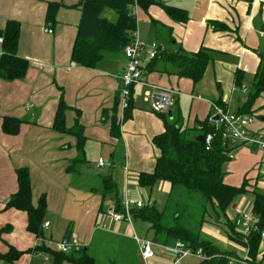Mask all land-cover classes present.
Segmentation results:
<instances>
[{
  "label": "crops",
  "instance_id": "obj_1",
  "mask_svg": "<svg viewBox=\"0 0 264 264\" xmlns=\"http://www.w3.org/2000/svg\"><path fill=\"white\" fill-rule=\"evenodd\" d=\"M79 1L0 0V29L8 21L19 23L17 56L28 62L23 79L10 82L0 79V231L7 229L0 235V254L7 253L9 247L25 252L14 264H34L33 258L39 252H31V249L42 245L54 251L55 243L69 233L77 236L82 247H87L97 229L136 248L131 238L133 234L139 236L141 226L135 229L133 224L110 221L114 201L102 192L101 179H112L117 196L119 189L123 196L126 188L136 197L129 189L131 178L127 172H133L136 182L139 174L153 172L159 151L152 140L162 134L165 127L163 119L149 109L145 96L148 85L175 90L176 103L166 115L167 120L178 121L182 128L194 129L199 122L211 123L212 103H220L229 112L236 113L246 101L250 92L248 85L253 84L264 59V40L259 35L264 31V0H152L154 3L147 9L138 8L134 17L141 37L147 42L156 41L165 51H180L184 55L204 51L211 60L201 81L194 84L178 77L172 65L161 60L152 64L143 53L142 82L131 88L129 116L123 120L124 111L118 102L119 78L126 64L122 52L119 56L105 55L94 68L71 61L81 20L80 9L74 8ZM49 3L61 5L53 22L46 21ZM164 7L183 11L187 20L176 21ZM102 18L115 22L117 15L106 9ZM163 37L169 41V46L160 41ZM237 71L242 75L239 86L235 83ZM60 101L67 107L65 127L70 129L78 121L83 129L86 163L78 168V173L67 171L78 155L77 139L53 128ZM113 115L120 124L119 137L110 134ZM247 116L257 118L251 128L264 133V94L255 101L252 113ZM4 118L20 121L15 134L3 132ZM236 152H239L235 159L238 158L242 180L238 186L230 184L229 177L223 182L240 187L246 181L247 193L237 198H241L239 203L236 199L234 208L231 206L232 218L228 217L229 211L226 212L227 219L233 223L237 217L235 209L241 210L247 194L252 191L264 194V171L259 172L257 168L258 152L246 147ZM99 160L103 161L101 167L97 166ZM233 160L234 157L229 161ZM18 169L28 171L32 206L43 208L41 238L28 232L25 212L6 208L18 190ZM82 181L94 184L83 186ZM98 185L101 188H96ZM156 188H161L165 195L170 191L166 182H159L150 190ZM45 223L48 227H44ZM235 231L240 234L236 226ZM262 245L264 238L257 257L259 264H264ZM243 249L242 257L247 258V250ZM160 252L156 251L153 264L168 263L159 260ZM238 257L236 255V260L242 261ZM0 264L7 263L0 260Z\"/></svg>",
  "mask_w": 264,
  "mask_h": 264
},
{
  "label": "trees",
  "instance_id": "obj_2",
  "mask_svg": "<svg viewBox=\"0 0 264 264\" xmlns=\"http://www.w3.org/2000/svg\"><path fill=\"white\" fill-rule=\"evenodd\" d=\"M251 2V0H246ZM138 8L147 9L153 4L152 0H135ZM134 0H81L74 6L81 11V20L75 39L71 61L85 68H94L98 62L110 54L119 56L123 47L129 42L130 34L135 29V19L131 15ZM61 7L57 3H49L46 21L53 22L56 11ZM112 10L117 15L115 22L102 18V13ZM171 18L178 22H185L187 16L183 11L172 7H164ZM19 23L8 21L0 29L2 38L0 55V79L6 82L21 80L26 75L28 62L17 56L19 39ZM170 36V34L168 35ZM169 38V37H168ZM171 41V39H170ZM168 63L177 69V75L197 84L203 78L205 70L210 63V57L204 51L196 54L184 55L180 51H164L151 60ZM242 75L235 73V83L241 84ZM131 91V90H130ZM264 94V59L255 76L254 82L247 95L246 101L239 107L236 114L249 115L255 101ZM119 102V101H118ZM226 109L222 104L216 103ZM117 103L113 111L115 112ZM129 106L124 110L123 120L129 116ZM67 109L60 101L55 114L53 128L57 132L72 135L77 139L78 155L70 162L68 172L78 173V168L85 164L83 156V129L76 121L70 129L65 127L64 112ZM164 122V132L153 138L152 142L159 151L152 173L138 175L137 183L141 188L152 189L159 182L170 185V191L161 210L153 205H145L140 209H133V218L149 225L152 232L151 240L162 246H171L180 241L193 251H201L205 260L197 264H229L230 259L236 260L235 253L223 252L209 241L200 239V230L207 215L214 216L215 221L223 217V224L229 232L228 239L247 250V264H259L257 257L261 244L260 234L264 232V194L252 191V215L256 220L257 230L243 236L235 231V224L226 217L236 199L247 193V182L243 181L240 187L226 185L223 182V165L226 162V147L222 143L221 133L214 124L208 121L198 123L194 129L182 128L178 121L168 122L166 115H159ZM20 121L4 118L2 130L6 134H15ZM120 124L113 115L110 123L112 137L120 136ZM211 134L213 140L206 149L204 141L197 138ZM18 190L6 204V208L21 210L27 214V230L41 238L40 226L43 221V208H34L31 203V188L28 171H16ZM102 192L105 195L115 193V210L120 211L121 199L116 194V186L110 177H102ZM199 211L198 212L196 211ZM7 229H2L1 233ZM47 253L53 256L54 264H95V258L89 254L87 247L78 252L62 254L52 251L44 246L31 249V252ZM25 252L9 247L7 253L0 254V260L7 264H14Z\"/></svg>",
  "mask_w": 264,
  "mask_h": 264
},
{
  "label": "built area",
  "instance_id": "obj_3",
  "mask_svg": "<svg viewBox=\"0 0 264 264\" xmlns=\"http://www.w3.org/2000/svg\"><path fill=\"white\" fill-rule=\"evenodd\" d=\"M137 10L138 6L134 0V6L131 11L133 17H136ZM259 35L264 40V31L260 32ZM1 43L2 38L0 37ZM164 51V47L156 41H145L136 28L131 32L129 42L122 49V54L126 59L124 72L119 78L118 101L122 111L129 106L131 88L142 82L141 55L144 53L147 59L151 61ZM241 89L245 91L244 86H241ZM176 94V91L173 89H166L150 84L145 96L152 113L167 115L175 106ZM209 121L221 133L222 143H224L227 149L225 152L227 158L233 159L232 152L240 147L256 150L259 154V169L264 171V133L254 131L251 128L255 121L254 117L232 113L218 104L212 103ZM212 140L213 136L211 134L203 137L206 149L210 147ZM97 166H103V161L99 160ZM144 206L145 204L141 200L130 196L125 188L120 201V211L118 212L113 208L109 212V217L114 223H126L132 226V210L140 209ZM235 213L237 217L234 219V223L236 227H240V231L238 232L241 235L246 236L250 232L257 230L256 222L251 214L243 213L239 208L235 209ZM44 227H48V223H45ZM260 237L261 239L264 238V232L260 234ZM131 239L136 245L138 255L143 264H150L156 258V251L158 250L165 252L166 255L172 258V261L167 264H182L181 261L188 257H194L198 261L206 259L200 250L193 251L180 241L175 242L171 246H162L136 234H133ZM81 248L82 245L73 233L67 234L63 239L55 243V250L62 254L78 252ZM43 255L45 260L49 259V254L43 253ZM235 263L247 264L245 260L237 261L230 259L229 264Z\"/></svg>",
  "mask_w": 264,
  "mask_h": 264
},
{
  "label": "rangeland",
  "instance_id": "obj_4",
  "mask_svg": "<svg viewBox=\"0 0 264 264\" xmlns=\"http://www.w3.org/2000/svg\"><path fill=\"white\" fill-rule=\"evenodd\" d=\"M114 17V14H113ZM161 42L164 43L165 46H169V41L166 39V37L161 38ZM249 89H251L252 85L251 83L248 85ZM257 113V112H256ZM256 121L257 118L254 117ZM236 151V150H235ZM235 151L232 152V155L234 157L233 161H226L223 165V172H224V178L229 177L228 182L230 184L239 185L242 176L239 174L238 170V158L235 159L236 155L239 152ZM229 163L231 164L230 167H228ZM125 167V165H124ZM259 169V166L257 167ZM256 168V169H257ZM123 169V167H122ZM259 171V170H258ZM259 172H262L261 169ZM99 173H101L99 171ZM257 173V171H256ZM127 174H130L129 178H131L130 184L131 187H129L130 190L136 195L135 198H138L141 200L144 204L149 203L150 205H155L156 208L161 210L165 204L166 196L165 192L162 191L161 188H156L154 190H150L149 188H141L137 185L136 178H133V172L130 171V173L127 172ZM84 179V176H83ZM83 186H91V184H94V182L89 183L86 181L80 182ZM99 186V185H98ZM96 186V188H101V186ZM86 189V188H85ZM119 198H122L121 189ZM130 196L132 195L131 191L129 192ZM264 193V192H263ZM133 195V196H135ZM106 198H113L114 201V194L108 195ZM241 199V198H240ZM240 199H237L236 203L240 202ZM245 203L240 207L241 212L251 214L252 212V200L253 195L247 194L245 196ZM157 200V202H156ZM155 202V203H154ZM115 207V204H114ZM199 214V211L196 210ZM233 210H229V218L233 217ZM223 217H219V221H215L214 216L210 217L209 215L206 216L205 222H203L201 230H200V239L209 241L212 244H214L217 248H219L221 251L225 252H234L236 255L240 256L241 260H245L246 258L242 257L245 253L244 249L237 245L234 242H231L228 239L227 233L229 230L227 229L226 225L223 224ZM112 221V220H110ZM113 222V221H112ZM133 226L136 229L137 225H140L141 228L138 234L142 237H147L148 239H151L152 232L149 230V225L147 223H144L140 220L133 219ZM237 231H240V227H236ZM129 246V247H128ZM264 245H262L263 247ZM88 252L90 255H92L95 258L96 263L95 264H143L138 252L137 248L132 243H121L119 239L115 238L114 236L110 234L104 233V230L97 229V232L94 233L93 238L90 239V243L88 244ZM127 249L123 251L125 248ZM261 247V248H262ZM161 262L169 263L172 261V258L168 255H166L165 252H160L159 257ZM34 264H52L54 259L53 256L50 255L48 260L44 259L43 253H37L34 258ZM152 261L150 264H153ZM199 261L198 259L194 257H188L181 261L182 264H197ZM161 264V263H160Z\"/></svg>",
  "mask_w": 264,
  "mask_h": 264
},
{
  "label": "water",
  "instance_id": "obj_5",
  "mask_svg": "<svg viewBox=\"0 0 264 264\" xmlns=\"http://www.w3.org/2000/svg\"><path fill=\"white\" fill-rule=\"evenodd\" d=\"M197 141L198 142H201L202 141V136L198 137L197 138ZM230 159L229 158H226V161H229ZM232 208H234V205L232 206Z\"/></svg>",
  "mask_w": 264,
  "mask_h": 264
}]
</instances>
